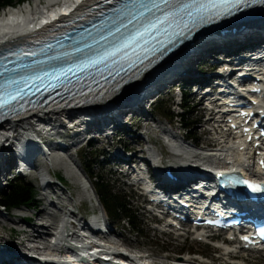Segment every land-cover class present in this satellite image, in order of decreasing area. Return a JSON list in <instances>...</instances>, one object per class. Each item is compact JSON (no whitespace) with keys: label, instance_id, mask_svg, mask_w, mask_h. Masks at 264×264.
<instances>
[{"label":"bare ground","instance_id":"obj_1","mask_svg":"<svg viewBox=\"0 0 264 264\" xmlns=\"http://www.w3.org/2000/svg\"><path fill=\"white\" fill-rule=\"evenodd\" d=\"M47 2H51L52 0H45ZM33 8L29 7V6H24L23 8H18V10L16 11H10L7 14V11H5V13L0 14V45L5 43L7 40L17 36V34L19 32H22L23 30H26L27 28H29L30 26H28L27 28L25 27L26 25H28L30 23V19L28 18L29 16H33V15H29V13L32 11V9H34L35 13H38L40 11H42L45 7L43 6L44 3L42 2V0H33ZM5 14V15H3ZM23 18V19H20ZM28 23V24H27ZM32 25L37 24V21L35 20L34 22L31 23ZM24 34V33H23ZM226 45H228V47H232L235 44L232 42H227ZM215 45H213L214 47ZM2 48V47H1ZM181 56H178L176 58H173V65L172 67L178 65V64H185L184 61L181 60ZM189 66V65H188ZM189 69H191V66H189ZM163 71L162 70H156L154 72H152L151 74H149L143 81H141L139 84H137L134 88L127 90L124 94H122L121 96L117 97L116 99L110 101L108 104H103L100 108L98 109H94L91 110L89 113L90 115H96L97 117L99 115H103L106 113H111L112 110L114 108H118V107H123V105H125L126 103H128L131 99V97H136L140 94V96H143L148 88L150 87L151 84L159 81L162 77H163ZM173 83V80L168 82L166 84V86H169ZM149 100V98H148ZM264 104V103H263ZM129 107H124V110H128ZM84 113H78L75 114L72 111H65V112H53V113H39L36 114L35 116L25 119V120H19L10 124H7L5 126H3L2 128H0V144H6L11 136H14L15 134H19L21 133L22 135L28 134L30 132L35 131V128H39L41 126L44 127H51L52 132L54 133L56 130H61V129H66L67 128V124H72L74 122H78L82 120V116ZM149 114V112L144 113V115H141L142 117H135L133 119H131V125L133 127H137L140 123H141V127L137 129H141L142 126L144 129H146L147 131V115ZM150 116V115H149ZM95 118V117H94ZM98 119V118H97ZM97 124V120L95 121ZM156 123V121H154ZM93 128V126L91 125V127L89 126V129L91 130ZM129 127H123L121 130H128ZM131 129V128H129ZM133 131V129H132ZM148 131L150 132V129H148ZM147 131V132H148ZM155 131L154 129L151 130ZM146 132V133H147ZM60 133H63V131H60ZM163 137H166L168 139H170L171 141V146H172V150L173 152L176 153H180L181 155L185 156V159H183L180 164H178L184 171H189V173H191L192 176H195L198 174V171L195 170L193 168V164L195 163L193 159L196 158V156H194L193 154V149H189L187 148L184 144H182L180 141L181 139H183L181 136H179L178 133H174L171 132L169 129L164 128V130L162 131ZM121 142L124 141L125 136L124 134H122L121 132H119V137ZM128 138V137H126ZM131 137H129L128 139H130ZM156 138V137H154ZM134 141L133 142H144L147 144L146 138L143 137L142 134H135V137L133 138ZM77 143V142H76ZM137 143V142H136ZM181 143V144H180ZM34 144V141L31 137H29L28 135H25V137L23 138V141L20 144V148L21 149H28L29 147H32V145ZM127 146L129 149H133L132 144L134 143H129L126 142ZM75 144H71V146H69L68 148L64 149V151H68L69 149H71V147H74ZM212 146V143H211ZM245 144L244 142H242L240 140V138H235L234 141H229V142H224V144L217 150H211V151H206V155H210L211 158L208 159V163L214 167H223L224 163H235V165H239L241 167H245V166H251V160L250 158H247V154L248 153H243L241 152L239 149L244 147ZM4 152H6L4 149H2ZM60 150V149H57ZM62 151V150H61ZM115 155H118L116 158H112L110 160L106 161H111V162H118V163H122L120 161H122V157L123 155L120 154L119 150H116ZM157 155V157H156ZM154 154L152 151H149V156L153 157V158H158L160 157L161 154ZM119 159V160H116ZM5 163L4 165H6L7 167H9L11 165V157L6 156L5 157ZM134 160V159H132ZM71 161L73 162V164H76V160L71 158ZM106 164H108V162H105ZM77 166V164H76ZM2 167V165H0V168ZM4 170H2L3 172ZM2 172H0V175L2 174ZM68 173L70 176L74 177L75 179L78 177L80 185L83 188H86V184L88 181V178H80L77 173H75L73 170H68ZM52 175V173H51ZM44 182L45 179H43ZM56 184H52L49 183L47 184L46 188L44 189V198L43 200L47 199L48 196L50 197V199L47 201L46 205H47V209H50L51 212L48 213L46 219L42 217L41 220H46L45 224L43 225H39L36 226L35 228H33L32 230V236H30L29 238V231L30 229H24L22 231H20L21 236L23 237L21 239V241H19L18 246H22V247H26L27 248V243L29 242H37L38 240H42L44 239V237L51 233V231L54 229L55 225L57 223L55 218L58 217V213L62 212L61 215H65V218H67L69 221L73 218L76 220V224L77 222L82 223L83 222V218L80 217V214L77 213V211L75 210L76 205L74 202L71 201V197L66 196L65 195L68 193V189L64 186V188L61 189V194H58L57 190L53 189V186ZM1 186V184H0ZM92 191L95 193L94 188L92 189ZM73 196V194H71ZM87 195L90 196V194L87 193ZM43 200H36L37 202V206L42 205V201ZM68 202V203H66ZM44 205V204H43ZM45 205V206H46ZM71 206L72 209H70L69 207ZM22 209V208H21ZM46 209V210H47ZM19 210V209H18ZM21 212H24V210H19L17 212V214L15 215L17 218L21 217L24 218V214H21ZM16 213V212H15ZM1 214V212H0ZM79 214V215H78ZM106 214V216H108L107 213H104V215ZM40 216H43V212L41 211V213L39 214ZM46 215V214H45ZM1 216V215H0ZM40 218V217H39ZM110 218V217H109ZM5 219V218H4ZM33 219V218H32ZM32 219H28V218H24V220L22 221L23 223H26L28 225L32 224ZM55 219V220H54ZM72 219V220H73ZM42 222V221H41ZM76 224H70L71 226H74ZM31 227V226H30ZM38 229L34 230V229ZM41 230V231H40ZM72 233V230H66V232H60L58 233L57 236V240H61L62 244H66L67 241L70 239V242H73V238L72 235L70 234ZM32 237L36 240H32ZM120 244V245H119ZM7 246H13V245H7ZM2 247V246H1ZM0 247V251L1 248ZM6 247V246H4ZM125 247L124 244H121L119 240L117 239H113V243H111L109 246H107V250H109L112 254H118L121 251V248ZM230 249H233V247H229V246H223L222 250H224L226 253H224V256H228L231 257L232 254L229 252ZM16 252L17 251H13ZM10 253V252H9ZM133 253V256L136 260H140L141 263L140 264H157L159 262H157L156 260L153 259V257L151 255H146V254H138V253ZM15 253H13L11 256H7V254H3L2 252H0V264H21L22 261H26L28 262V260L24 257H19L17 256ZM42 258V257H41ZM44 260L47 259H52L55 261H58L60 264L62 263H66V264H79V262L77 260H75V258L71 256H65L64 259H60L58 256H56V254L51 253L49 254L48 258H42ZM207 264H211L209 262H206ZM161 264V263H160ZM170 264H196L195 262H193L189 257H174L173 259H171V263ZM228 264V263H227ZM229 264H242V261H232ZM251 264V263H249ZM252 264H257V263H252Z\"/></svg>","mask_w":264,"mask_h":264},{"label":"rangeland","instance_id":"obj_2","mask_svg":"<svg viewBox=\"0 0 264 264\" xmlns=\"http://www.w3.org/2000/svg\"><path fill=\"white\" fill-rule=\"evenodd\" d=\"M164 100L162 104V111L158 110L157 108L151 107L150 110H148L149 114L147 115V121L148 124H156L160 122V124H164L165 126H169L170 124H174L175 122H178L179 119H183L181 125L185 124L187 127L184 131V133H191V137L194 138L193 141L197 145H206L207 143H214L212 142V136L209 135L207 132H205V127L202 126L205 122L206 116L205 113L200 112L194 113V109L192 108V105L190 104L187 106L188 108L184 109L185 114L183 117L178 116L176 118L173 115L174 113L181 112V108L176 106V99H174L173 95L171 93H166L163 95ZM168 108H170L171 113L169 116L168 114H165L166 111L168 113ZM204 107H202L203 109ZM150 115V116H149ZM142 117V116H140ZM173 120V121H172ZM154 121H157V123H154ZM180 125V124H179ZM139 128L141 127V123L138 125ZM134 127V129L138 128ZM144 126V125H143ZM142 128L140 129L141 134L144 138L147 139L145 134L143 133L146 131V129ZM153 128V126H151ZM150 129L151 136L149 137H156L153 138L154 142L156 143V150L158 154L160 155V158L163 156V158L169 162L179 160L178 158H175L171 154V150L168 147H165L162 142H160L161 132L159 131H152ZM147 129V130H148ZM59 131H63L64 129H61ZM226 142H228V139H224ZM73 144H75L74 147H71L68 151H61V150H55L52 157H51V163L55 167H57V170L54 171L52 176H56L57 178H62L63 183L66 185L65 187L68 189V193L65 195L71 197V201L75 204H78L79 200L83 196V192L80 187V182L78 177L75 179V176L72 177L69 175L67 169H63L62 159L68 158L71 160L75 159L76 164H73L78 171H80L82 174H84V178H89L92 186H94L95 179L92 178L91 175H88L86 170L84 169V163L83 160L85 158L88 159L89 163L92 165L91 173L95 176H102L104 179L110 182V185L114 187L117 191L125 193L128 197L127 200L131 203L133 209H138V222L141 224V234L138 236L137 234L132 233L131 227L127 223L119 222L116 220L111 219V223L114 229V238L119 240L121 244L127 245L134 249H139L141 253L146 255H151L157 262V264L163 263L165 260H169V263L171 262V259L174 257H190L188 255V251L199 254L203 253L207 255V260L204 261L209 262L211 264H226L227 258L222 254L223 250L218 249L215 245H210L207 243L198 242L193 237L192 233H189L186 236L183 237H177L175 235L168 236L164 235L158 230V228H161L160 225L155 223V221L152 220L153 215L148 212V209L145 206V200L140 198L136 193H133V189L127 188L125 185H123L122 182L118 181V175H112L110 173L111 168L104 162L106 157L99 155V148L102 146L100 143L93 144L92 147H85L81 151H79V147L83 145V143L78 144L75 141H72ZM129 142L127 138L124 139L122 143ZM122 145V144H121ZM137 144H132V146H135ZM72 162V161H71ZM73 163V162H72ZM86 178V179H87ZM3 179V178H2ZM12 179V176L9 175L7 180L1 181V190H5L7 187V184H9L10 180ZM27 181H29L27 179ZM38 185V183H37ZM54 190H57L58 194H61V190L58 186L53 188ZM73 194V196L71 195ZM42 199V196L40 194L37 195L36 200ZM45 201V200H44ZM42 205L39 206V209H37V214H34L32 208L33 207H21L19 210H24V213L28 214L30 218L32 219V224L28 225L26 223H23L22 221L24 218H17L15 215L17 214V209L12 210L10 212L5 211L2 207H0V243L1 246H7V245H13L18 246L19 241L23 238L20 234V231L24 229H30L29 231V238L32 236V229L39 225H44L46 220H41L47 217L48 213L51 212L50 209H47V205H43V202H41ZM68 203V202H66ZM96 203L99 204L98 198L96 199ZM101 207V204H99ZM70 209L71 206L69 207ZM47 209V210H46ZM75 210L77 213L80 214V217H84L87 213L91 212L90 206H87L86 210H80L79 206L76 205ZM43 212V216L39 215ZM16 212V213H15ZM22 214V213H21ZM46 214V215H45ZM62 212L58 213V217L56 221H59V218L61 216ZM78 214V215H79ZM40 217V218H39ZM5 218V219H4ZM54 219V220H55ZM42 221V222H41ZM55 222V223H57ZM31 226V227H30ZM56 226V225H55ZM39 231L37 228L34 229ZM41 231V230H40ZM32 240H35L32 237ZM36 241V240H35ZM242 258H248L250 260V263H257V264H264V255L263 254H249L246 252H241L239 254Z\"/></svg>","mask_w":264,"mask_h":264},{"label":"trees","instance_id":"obj_3","mask_svg":"<svg viewBox=\"0 0 264 264\" xmlns=\"http://www.w3.org/2000/svg\"><path fill=\"white\" fill-rule=\"evenodd\" d=\"M22 1L0 0V9ZM158 109L161 110L162 106L160 105ZM83 163L86 170L91 173L92 167L88 159L85 158ZM94 179L100 201L110 217L119 222H126L134 233H141L142 226L137 221L138 212L132 208L127 196L113 188L101 175L94 176ZM36 194L37 191L29 182L22 178H16L9 182L5 190L1 191L0 206L7 209L8 212L21 206H32L33 204L37 206Z\"/></svg>","mask_w":264,"mask_h":264},{"label":"snow or ice","instance_id":"obj_4","mask_svg":"<svg viewBox=\"0 0 264 264\" xmlns=\"http://www.w3.org/2000/svg\"><path fill=\"white\" fill-rule=\"evenodd\" d=\"M164 3H167L168 0H163ZM236 3H244L245 0H235ZM250 2H264V0H250ZM154 25H149V27H152ZM134 38V37H133ZM3 105H0V107H2ZM245 239H247V237H245Z\"/></svg>","mask_w":264,"mask_h":264}]
</instances>
